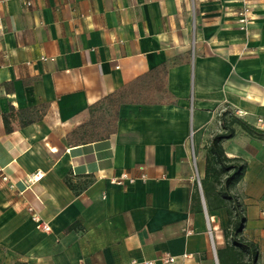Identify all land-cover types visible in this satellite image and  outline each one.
Masks as SVG:
<instances>
[{
    "label": "crops",
    "instance_id": "1",
    "mask_svg": "<svg viewBox=\"0 0 264 264\" xmlns=\"http://www.w3.org/2000/svg\"><path fill=\"white\" fill-rule=\"evenodd\" d=\"M173 62L175 105H121L109 139L70 142L90 106ZM226 108L264 134V0H0V264H220L227 214L200 181ZM222 147L245 164L239 240L264 264V135Z\"/></svg>",
    "mask_w": 264,
    "mask_h": 264
},
{
    "label": "trees",
    "instance_id": "2",
    "mask_svg": "<svg viewBox=\"0 0 264 264\" xmlns=\"http://www.w3.org/2000/svg\"><path fill=\"white\" fill-rule=\"evenodd\" d=\"M175 63H163L155 67L90 106L88 121L69 135L70 142L74 146H83L109 139L116 133L118 110L121 105H175L176 101L167 89L168 72ZM26 114L32 116L22 123L23 126L38 119L34 110L19 112V115ZM2 117L9 132L8 117ZM218 122L221 132L214 135L206 147L204 177L200 185L207 211L225 209L227 214L225 236L229 243L225 259L221 260L220 264H257V250L239 240L245 223L244 210L239 199L232 194L234 187L242 180L245 164L239 159L227 158L222 143L234 137L235 127L256 139L264 134L249 126L227 108L219 114ZM198 202L199 196L193 195L192 203Z\"/></svg>",
    "mask_w": 264,
    "mask_h": 264
},
{
    "label": "built area",
    "instance_id": "3",
    "mask_svg": "<svg viewBox=\"0 0 264 264\" xmlns=\"http://www.w3.org/2000/svg\"><path fill=\"white\" fill-rule=\"evenodd\" d=\"M25 5L29 6V3L25 1ZM251 14L252 12H251L250 4L246 1H242L241 8L236 12L237 25L241 31L247 32L248 27L251 24V20H252ZM256 125L259 129H264V119L257 120ZM32 179H37V178L33 177ZM2 180L5 181L6 177L3 176ZM125 180L128 182V184L133 183V180L128 178L126 174L122 175L119 180H116L113 182L118 185H122L123 181ZM29 212H31V219L35 223L36 228L45 233H48L50 231V228L47 226V224H43L39 216L35 212H33L32 209H29ZM209 235L211 236L210 232H209ZM157 262L161 264H174L175 258L170 257V256H163L162 258H159ZM132 264H136V263L132 262ZM142 264H155V262L146 261V262H143Z\"/></svg>",
    "mask_w": 264,
    "mask_h": 264
},
{
    "label": "rangeland",
    "instance_id": "4",
    "mask_svg": "<svg viewBox=\"0 0 264 264\" xmlns=\"http://www.w3.org/2000/svg\"><path fill=\"white\" fill-rule=\"evenodd\" d=\"M197 162V160H196ZM194 177L197 179L198 178V175H197V172H196V168L194 169Z\"/></svg>",
    "mask_w": 264,
    "mask_h": 264
}]
</instances>
